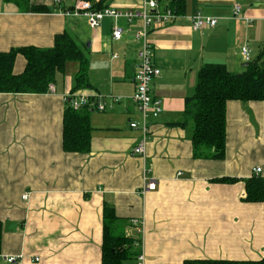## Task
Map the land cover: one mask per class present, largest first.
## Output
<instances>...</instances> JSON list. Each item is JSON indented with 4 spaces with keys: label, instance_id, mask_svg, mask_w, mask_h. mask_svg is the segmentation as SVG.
Returning <instances> with one entry per match:
<instances>
[{
    "label": "crops",
    "instance_id": "0c3cea01",
    "mask_svg": "<svg viewBox=\"0 0 264 264\" xmlns=\"http://www.w3.org/2000/svg\"><path fill=\"white\" fill-rule=\"evenodd\" d=\"M77 1L0 0V51L50 47L65 30L89 59L84 92L119 97L110 109L90 112L89 151L76 153L63 151L61 136L78 62L57 73L53 92L0 93V264H101L104 203L118 217L115 232L136 239L143 264L264 258V202L244 200V180L253 167L264 169V101H227L223 159L193 156L192 124L182 114L202 65L223 63L240 72L246 66L241 46L249 47L251 59L258 54L264 0H186L183 14L151 26L152 62L160 73L149 87L162 110L148 117L143 155L131 154L141 132L129 125L139 116L129 96L141 50L133 34L142 19L104 17L92 28L84 16L63 13ZM90 2L138 11L143 0ZM235 3L245 18L233 16ZM35 6L49 10L33 11ZM196 14L216 18V24L193 30L190 17ZM114 27L121 29L120 39H113ZM24 65L18 54L13 72ZM143 169L156 181L145 193ZM132 218L142 222L141 231ZM136 256L122 264H137Z\"/></svg>",
    "mask_w": 264,
    "mask_h": 264
},
{
    "label": "trees",
    "instance_id": "16d2710c",
    "mask_svg": "<svg viewBox=\"0 0 264 264\" xmlns=\"http://www.w3.org/2000/svg\"><path fill=\"white\" fill-rule=\"evenodd\" d=\"M174 15L185 12L186 0H159ZM100 8L99 4L94 5ZM33 11H48L35 6ZM25 59L22 72L15 74V58ZM69 61L79 64L74 74L71 93L90 87L89 59L83 47L67 31L55 34L53 44L42 48L26 46L0 51V93H45L49 83H54L57 73H63ZM69 97V96H68ZM65 99L62 115L61 144L65 152L86 153L90 148V112L86 107L78 110ZM229 100L264 101V40L258 54L249 61L243 71L233 72L223 63H206L197 73L192 95L185 98L183 115L191 121L193 156L207 159H223L226 147V103ZM176 124L185 125V121ZM216 181H234L235 178H216ZM245 181V201L264 202V177L253 174ZM118 217L110 204H103L101 264H122L137 254L133 237L115 232ZM2 227L0 223V249ZM182 264H264L258 260L185 259Z\"/></svg>",
    "mask_w": 264,
    "mask_h": 264
},
{
    "label": "built area",
    "instance_id": "2783aa9c",
    "mask_svg": "<svg viewBox=\"0 0 264 264\" xmlns=\"http://www.w3.org/2000/svg\"><path fill=\"white\" fill-rule=\"evenodd\" d=\"M54 1L60 2V0ZM159 3V0H143L141 8L138 11H130L112 7L95 8L90 0H78L73 8L63 10V13L66 15L84 16L92 28H97L104 17H111L113 19L124 17L131 20L133 17L139 16L142 19L141 29L135 31L133 34V37L141 42V50L140 58L136 64L135 73L133 75L134 90L129 96L131 101L136 104L139 112L138 119L130 121L129 125L131 128L139 129L141 132L140 141L131 149V154L134 155L144 154V145L150 134L148 117H156L162 110L161 100L153 98L150 94L149 85L151 80L153 77L159 75L160 70L152 62V45L148 38V32L154 23L167 22L175 15L169 9L160 7ZM242 12L241 5L235 3L233 6V16L245 18ZM190 20L193 30H201L216 24V18L200 14L191 16ZM121 33L120 28L114 27L112 32L113 39H120ZM240 52L244 61H249L251 59L250 49L247 45H242ZM53 91L54 85L53 83H49L47 92ZM68 96H65V99L68 97L67 100L69 101V105L75 110L86 107L88 109L105 111L110 109L112 105L119 100V97L116 95H103L97 92L76 91L70 93ZM252 173L255 175L263 174L264 169L261 166H255L252 168ZM142 178V193L155 189L156 181L155 178L150 175V169H143ZM27 197V192L22 195L23 199ZM130 223L135 226L138 231H141V221L132 218ZM16 259L15 256H8L6 258L9 262H17ZM35 260H37V258ZM136 261L137 264H143L144 255L142 252L137 254Z\"/></svg>",
    "mask_w": 264,
    "mask_h": 264
}]
</instances>
